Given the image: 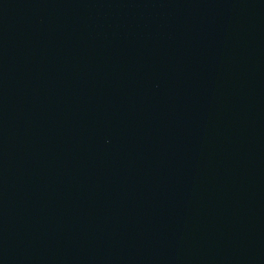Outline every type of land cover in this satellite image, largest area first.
I'll return each instance as SVG.
<instances>
[{
	"label": "water",
	"instance_id": "95a60500",
	"mask_svg": "<svg viewBox=\"0 0 264 264\" xmlns=\"http://www.w3.org/2000/svg\"><path fill=\"white\" fill-rule=\"evenodd\" d=\"M0 264H264V0H0Z\"/></svg>",
	"mask_w": 264,
	"mask_h": 264
}]
</instances>
